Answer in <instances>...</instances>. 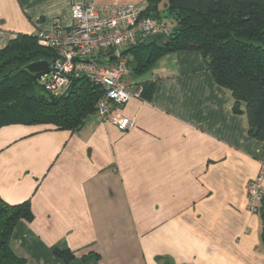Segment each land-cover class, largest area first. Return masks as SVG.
<instances>
[{
  "label": "crops",
  "instance_id": "obj_1",
  "mask_svg": "<svg viewBox=\"0 0 264 264\" xmlns=\"http://www.w3.org/2000/svg\"><path fill=\"white\" fill-rule=\"evenodd\" d=\"M84 1L0 0V49L21 34L69 32ZM124 83L135 96L118 111L131 130L98 113L77 131L0 129V198L29 201L33 214L13 232L14 254L25 264H264L263 213L249 211L247 193L264 174V140L248 134L202 53H169Z\"/></svg>",
  "mask_w": 264,
  "mask_h": 264
},
{
  "label": "trees",
  "instance_id": "obj_2",
  "mask_svg": "<svg viewBox=\"0 0 264 264\" xmlns=\"http://www.w3.org/2000/svg\"><path fill=\"white\" fill-rule=\"evenodd\" d=\"M165 1L164 13L160 5ZM146 17L170 21L168 38H154L123 52L129 71L141 75L164 55L199 51L216 83L228 90L232 110L245 116L248 134L264 140V0H150ZM55 52L38 44L32 35H18L0 49V129L10 125H49L77 131L97 113L103 90L86 78L73 79L71 89L59 98L23 70L29 63L53 59ZM154 85L145 89L149 98ZM264 215V201L261 206ZM30 202L9 205L0 198V264H25L11 247L20 221H31ZM66 262L73 256L56 251Z\"/></svg>",
  "mask_w": 264,
  "mask_h": 264
},
{
  "label": "built area",
  "instance_id": "obj_3",
  "mask_svg": "<svg viewBox=\"0 0 264 264\" xmlns=\"http://www.w3.org/2000/svg\"><path fill=\"white\" fill-rule=\"evenodd\" d=\"M137 5L107 7L100 12L95 0L74 3L71 7L73 26L40 31L34 35L39 45L55 52L52 71L38 83L53 97L59 98L71 89L73 79L86 78L100 87L104 96L97 104V113L107 122L128 131L135 123L118 109L135 94L124 83L130 72L125 50L154 38H168L172 25L143 15ZM264 174L261 172L247 186L249 211L257 214L264 201Z\"/></svg>",
  "mask_w": 264,
  "mask_h": 264
},
{
  "label": "water",
  "instance_id": "obj_4",
  "mask_svg": "<svg viewBox=\"0 0 264 264\" xmlns=\"http://www.w3.org/2000/svg\"><path fill=\"white\" fill-rule=\"evenodd\" d=\"M52 65H53L52 59L41 60L27 64L26 66H24L23 70H25L38 84V81L41 77L49 74L52 71ZM263 221H264V215H263ZM263 238H264V234H263ZM2 264H14V263L10 260H6Z\"/></svg>",
  "mask_w": 264,
  "mask_h": 264
}]
</instances>
